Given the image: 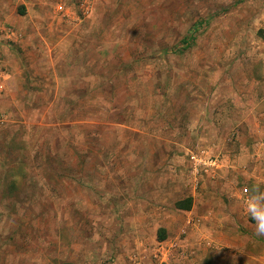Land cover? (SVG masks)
<instances>
[{
  "label": "rangeland",
  "instance_id": "obj_1",
  "mask_svg": "<svg viewBox=\"0 0 264 264\" xmlns=\"http://www.w3.org/2000/svg\"><path fill=\"white\" fill-rule=\"evenodd\" d=\"M257 91L264 0H0V264H152L158 213L178 217L206 173L253 194ZM233 204L196 234L178 223L166 260L264 264Z\"/></svg>",
  "mask_w": 264,
  "mask_h": 264
},
{
  "label": "crops",
  "instance_id": "obj_2",
  "mask_svg": "<svg viewBox=\"0 0 264 264\" xmlns=\"http://www.w3.org/2000/svg\"><path fill=\"white\" fill-rule=\"evenodd\" d=\"M60 10H62V7H60ZM21 11L24 13V9L21 8L18 11V15L20 16L22 15V14H19V12ZM256 94L257 96H259V98L257 100V103H258L257 106L253 107L254 111L256 108V111L254 112V114L256 112L264 111V91H257ZM252 117H254V115H252L251 110H248L247 117L242 121L243 123L244 122L246 123L243 124V127L241 129L242 131H240V134L238 133L239 136H241L240 138L241 140L246 139L247 136L251 137L252 133H254L253 131L255 130L256 124H254L255 118L252 119ZM248 132H251V133H248ZM222 167L223 165H221L220 170H222ZM220 170L218 171L220 172ZM219 172L216 173V171H214L213 173H206L205 174L206 180L203 181V183L200 186V190L196 194L192 193L190 195L184 196L185 199L181 198L175 201L174 206L177 209V211L180 212V214H178V217L174 216L170 212H168L169 214L168 213L165 214L164 212L163 214L158 213L157 220H158V224L160 225L158 229L156 230V236H155L156 239L154 240V242H157V244L160 245L161 247H159V249L157 250V253H155L154 255L155 259L154 260L151 259L152 264H174L175 263V261L172 262L169 259L166 260L165 250L174 246L172 243V240H173V237L175 236L172 237V235L173 234L176 235V233L178 232V228H179L177 227V225L178 223L182 224V220L184 221L186 220L184 225L187 227H190L193 230L195 229L192 234H196L197 232L200 231L199 228H198L199 230L197 229L198 226L206 222H209L211 224V222L215 220V216H214L213 218L210 219V221H207L208 220L207 216L204 215L205 211L209 209L210 211H212L214 210L215 206L217 207L221 203H227L228 205L229 204L234 205L233 204V201H234L239 206H241V208L244 206L243 209L245 210L247 209L246 202L248 200V197L251 196V192L249 188L244 187V186L240 188H234L233 182L236 178L235 173H219ZM242 175H244L250 189L255 188L257 193L264 194V173H242ZM244 190L246 192H244ZM214 191L220 192L218 194H220L222 198L217 197L218 194L216 195V197H213L212 195L216 194V192L214 193ZM186 199H191L189 208L186 209V208L177 207L176 204L178 203L184 206L185 202L183 201H185ZM211 200H215V203H212ZM220 201H223V202H220ZM214 214L216 215L217 213H214ZM179 217H181V219ZM187 221H189L190 223L187 224ZM212 226H215V224H212ZM202 230H205V229H202ZM159 234L164 236L163 240L158 239ZM175 248L176 247H174L173 252L176 250ZM213 254H214L213 252H209L207 257L205 256V261L203 263L206 264V263L211 262L210 259L213 258ZM70 264H72V262H70Z\"/></svg>",
  "mask_w": 264,
  "mask_h": 264
},
{
  "label": "clouds",
  "instance_id": "obj_3",
  "mask_svg": "<svg viewBox=\"0 0 264 264\" xmlns=\"http://www.w3.org/2000/svg\"><path fill=\"white\" fill-rule=\"evenodd\" d=\"M246 207L255 222L257 236H264V194H257L253 189V194L248 197Z\"/></svg>",
  "mask_w": 264,
  "mask_h": 264
},
{
  "label": "built area",
  "instance_id": "obj_4",
  "mask_svg": "<svg viewBox=\"0 0 264 264\" xmlns=\"http://www.w3.org/2000/svg\"><path fill=\"white\" fill-rule=\"evenodd\" d=\"M13 36H15V35H13ZM190 160L193 163V165L197 166V167L205 166L207 163L212 164L211 161H208V160L204 159L203 157H200V156H198L196 154H191L190 155ZM196 171H197V169H194V172H196ZM193 174L196 175V173H193ZM244 192H246V191L244 190ZM189 223L190 222L187 221V224H189Z\"/></svg>",
  "mask_w": 264,
  "mask_h": 264
},
{
  "label": "trees",
  "instance_id": "obj_5",
  "mask_svg": "<svg viewBox=\"0 0 264 264\" xmlns=\"http://www.w3.org/2000/svg\"><path fill=\"white\" fill-rule=\"evenodd\" d=\"M19 14H23V12L21 11V12H19ZM191 40V39H190ZM183 202H185V205L184 206H182V205H180V203H178V204H176L177 205V207H181V208H189V206H190V202H191V199H186L185 201H183ZM183 204V203H182ZM158 239L159 240H163L164 239V236L163 235H161V234H159L158 235ZM62 264H69V263H62Z\"/></svg>",
  "mask_w": 264,
  "mask_h": 264
}]
</instances>
